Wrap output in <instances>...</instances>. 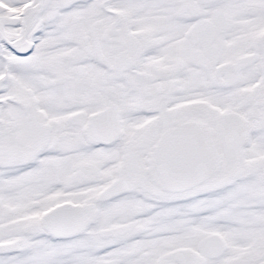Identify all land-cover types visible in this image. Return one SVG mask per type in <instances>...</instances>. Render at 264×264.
<instances>
[{"label": "snow or ice", "instance_id": "snow-or-ice-1", "mask_svg": "<svg viewBox=\"0 0 264 264\" xmlns=\"http://www.w3.org/2000/svg\"><path fill=\"white\" fill-rule=\"evenodd\" d=\"M0 264H264V0H0Z\"/></svg>", "mask_w": 264, "mask_h": 264}]
</instances>
